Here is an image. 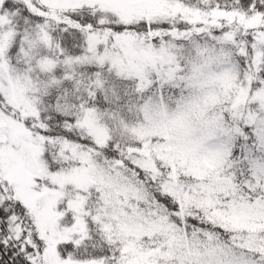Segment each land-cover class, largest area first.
I'll return each mask as SVG.
<instances>
[{"label": "snow or ice", "instance_id": "1", "mask_svg": "<svg viewBox=\"0 0 264 264\" xmlns=\"http://www.w3.org/2000/svg\"><path fill=\"white\" fill-rule=\"evenodd\" d=\"M0 264H264V0H0Z\"/></svg>", "mask_w": 264, "mask_h": 264}]
</instances>
